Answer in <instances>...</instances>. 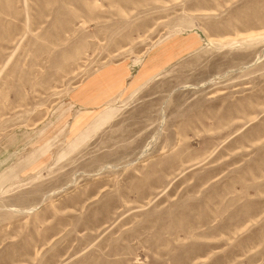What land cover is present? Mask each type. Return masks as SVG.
<instances>
[{
  "label": "rangeland",
  "instance_id": "rangeland-1",
  "mask_svg": "<svg viewBox=\"0 0 264 264\" xmlns=\"http://www.w3.org/2000/svg\"><path fill=\"white\" fill-rule=\"evenodd\" d=\"M0 264H264V0H0Z\"/></svg>",
  "mask_w": 264,
  "mask_h": 264
}]
</instances>
